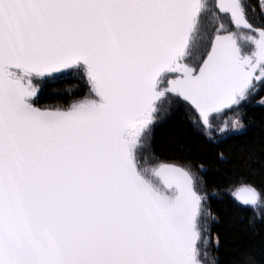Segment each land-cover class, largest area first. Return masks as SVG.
<instances>
[{
    "label": "snow or ice",
    "instance_id": "obj_1",
    "mask_svg": "<svg viewBox=\"0 0 264 264\" xmlns=\"http://www.w3.org/2000/svg\"><path fill=\"white\" fill-rule=\"evenodd\" d=\"M69 78L87 95L40 103ZM262 88L264 0H0V264H219L213 201L255 223L264 192L210 189L151 133L183 111L219 143Z\"/></svg>",
    "mask_w": 264,
    "mask_h": 264
},
{
    "label": "trees",
    "instance_id": "obj_2",
    "mask_svg": "<svg viewBox=\"0 0 264 264\" xmlns=\"http://www.w3.org/2000/svg\"><path fill=\"white\" fill-rule=\"evenodd\" d=\"M251 1V0H249ZM53 88L64 90L58 100L49 98ZM75 93V95H72ZM83 81L75 78L49 85L41 104H67L85 95ZM264 94V93H263ZM246 129L219 143H210L185 123L183 111L173 112L153 136L154 153L165 160L178 161L209 170L201 176L211 189L226 187L235 179H243L264 192V106L255 101L242 112ZM220 153L226 159H220ZM220 217L215 232L219 234V264H264V221L250 222L251 208L237 206L230 198L213 201Z\"/></svg>",
    "mask_w": 264,
    "mask_h": 264
},
{
    "label": "water",
    "instance_id": "obj_3",
    "mask_svg": "<svg viewBox=\"0 0 264 264\" xmlns=\"http://www.w3.org/2000/svg\"><path fill=\"white\" fill-rule=\"evenodd\" d=\"M83 84H84V83H83ZM84 86H85V89H86V93H85V95H87V87H86L85 84H84ZM262 89H263V88H262ZM262 89H261L260 92L257 94V96H256V98H255L256 100L258 99V96L262 93V91H263ZM85 95H83L82 97H84ZM82 97H80V98H82ZM77 99H79V98H77ZM254 101H255V100H254ZM254 101H253V102H254ZM253 102H252V103H253ZM252 103L245 105L244 108H243V111H244L248 106H250ZM243 111H242V112H243ZM232 114H233V113H229L228 116L224 117V119L228 120L229 116H231ZM170 117H171V116H169L167 119L162 120L161 122H159V123H157V124L154 125L153 130H152V133H151V136H152V149H153V136H154V134H155L156 129H157L161 124H163L165 121H167ZM156 156H157V155H156ZM157 157H158V156H157ZM158 158H159V160L162 161V162H166V163H169V164H173V165H175V166H177V167H186V168L190 167L191 169L194 168L193 165H189V164H186V163H181V162H178V161L165 160V159H162V158H160V157H158ZM204 168L206 169V171L209 170L208 167H204ZM206 171H203V173H205Z\"/></svg>",
    "mask_w": 264,
    "mask_h": 264
},
{
    "label": "rangeland",
    "instance_id": "obj_4",
    "mask_svg": "<svg viewBox=\"0 0 264 264\" xmlns=\"http://www.w3.org/2000/svg\"><path fill=\"white\" fill-rule=\"evenodd\" d=\"M249 2H251V1H249ZM84 87H85V86H84ZM262 90H263V91H262V93L258 96V99H259L261 96H264V94H263V93H264V88H263ZM258 99H257V100H258ZM53 104H54V103H53ZM234 115H235V114L233 113V116H234ZM242 118H243V117H242ZM192 170L195 171V172H198V173L201 174V175L203 174V171L201 172V171H200V168H196V167H194V168H192ZM240 180H241V179H235V180H233L230 184H236V183H238ZM245 182H246V181H245ZM230 184H229V185H230ZM230 199H231V198H230Z\"/></svg>",
    "mask_w": 264,
    "mask_h": 264
},
{
    "label": "flooded vegetation",
    "instance_id": "obj_5",
    "mask_svg": "<svg viewBox=\"0 0 264 264\" xmlns=\"http://www.w3.org/2000/svg\"><path fill=\"white\" fill-rule=\"evenodd\" d=\"M235 116V115H234ZM233 114L231 116H229L228 120L234 118Z\"/></svg>",
    "mask_w": 264,
    "mask_h": 264
}]
</instances>
